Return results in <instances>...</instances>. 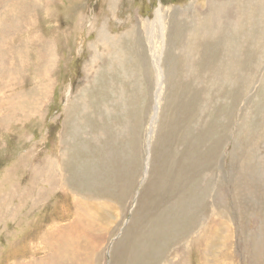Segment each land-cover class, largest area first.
I'll return each instance as SVG.
<instances>
[{"label":"rangeland","instance_id":"374dc122","mask_svg":"<svg viewBox=\"0 0 264 264\" xmlns=\"http://www.w3.org/2000/svg\"><path fill=\"white\" fill-rule=\"evenodd\" d=\"M24 2L0 0V264H122L152 235L146 264H264L257 0ZM186 32H221L228 81L188 55L180 93Z\"/></svg>","mask_w":264,"mask_h":264},{"label":"bare ground","instance_id":"6f19581e","mask_svg":"<svg viewBox=\"0 0 264 264\" xmlns=\"http://www.w3.org/2000/svg\"><path fill=\"white\" fill-rule=\"evenodd\" d=\"M19 2V1H18ZM215 2V1H214ZM257 2H258V5L260 6V9H262V8H264V1L263 0H257ZM22 3L23 4H25L27 7H28V3H26V2H24V0H22ZM222 3H224V2H222ZM254 3H256V2H254ZM24 5V6H25ZM31 5V4H30ZM213 5V4H212ZM211 5V6H212ZM25 6V7H26ZM34 6V5H33ZM224 7V6H223ZM228 7H230V6H228ZM214 8H215V6H214ZM14 9L15 8H13V11H14ZM28 9V8H27ZM218 9H221L220 8V6H219V8H215L214 10L215 11H217ZM22 10H24V9H22ZM17 11V10H16ZM21 12V11H20ZM13 13V12H12ZM12 13H11V15H12ZM220 12H212V14H210V20H211V22L213 21L214 23H217V21H218V19H219V17H221L220 15ZM228 14V13H227ZM14 17V16H13ZM18 20V19H17ZM228 21V26H230V24L232 25V29L235 27L234 25H233V23L230 21L229 22V20H227ZM226 22V21H225ZM6 25H9V24H7L6 23ZM163 26H160V47H161V44H162V40H163V36H164V31H163ZM211 30H212V28H210ZM228 30H230L231 31V27H230V29H228ZM180 31V30H179ZM210 31V30H209ZM212 32V31H211ZM174 34V33H173ZM187 34H188V36H187ZM212 34V33H211ZM218 34V33H217ZM227 34V33H226ZM221 35V32L217 35V36H212V38H209V36L210 35H207V36H205L204 35V38H200L201 40H199V35H197V34H189V33H187L186 32V35L184 36V40H182V45H181V48L180 49H178V51H177V54L179 53L180 54V59H178V58H176V55H173L174 56V58H175V60H176V68H177V71H178V73H179V75H180V77H181V79H180V81H179V83H181V85L179 86L180 88H181V92L180 93H186V91L188 90V88H187V83H185V82H183L182 81V79L184 78V77H188L189 79H187V81H190L191 83H189V84H192V82H195V79H196V76H198L199 74H201L202 72H203V69L204 70H207L208 71V74L210 75V77H213L214 78V80H217L218 78L220 79V78H222V80H224V81H228V79H226V76L227 75H229V70H230V68H231V66L229 65V60H225V66L223 67V69L221 70V72H220V62H218V58H219V56L221 55V53L225 56L226 54H231L230 52H231V50H232V47L230 46V43L229 42H227L226 40H225V38H221V37H219ZM187 36V37H186ZM189 36H190V41H188V39H189ZM171 38V37H170ZM159 39V38H158ZM179 39V38H178ZM186 39V40H185ZM176 41V40H175ZM169 42V41H168ZM172 45H173V47H172V49L173 48H175V43H172ZM169 46V45H168ZM221 47H222V49H221ZM169 50V49H168ZM175 50V49H174ZM234 50V49H233ZM159 52L160 51H158V52H152V56L154 57L153 58V60L155 61V63H156V65H155V69H156V71H157V73L159 74V70H158V60H159V56H160V54H159ZM162 52V51H161ZM171 52V51H170ZM233 52V51H232ZM234 52H235V50H234ZM169 54V56H171V53H168ZM193 54H197V55H200V57H199V59H198V61L200 62V64H202V68L203 69H199V66H198V64L196 65V66H192V63H191V61H189V66H187L186 65V58H187V56L189 55L190 57H191V55L193 56ZM233 54V53H232ZM222 62V61H221ZM222 64V63H221ZM182 65H183V70H184V72H183V70H182ZM172 66V65H171ZM170 70V69H169ZM182 73H184L183 75H182ZM218 73V74H217ZM223 75H225V76H223ZM157 77H158V75H157ZM212 79V78H211ZM218 79V80H219ZM226 79V80H225ZM210 80V79H209ZM158 81V83H157V93L159 92V90H161L160 88V86H161V84H160V80L158 79L157 80ZM103 83H105L104 81L102 82V84ZM240 83H241V80H240ZM104 85V84H103ZM112 85H113V83L112 82H110L109 84H107V86H109V87H112ZM211 85V84H210ZM209 85V86H210ZM190 86V85H189ZM197 86V85H196ZM195 86V87H196ZM109 87H107V89L109 88ZM238 87V86H237ZM206 88V87H205ZM228 88V87H227ZM241 88V86L239 87V89ZM202 89H204V88H202ZM207 89H210V88H208L207 87ZM105 90V89H104ZM194 89H192L191 91H193ZM197 90V89H196ZM199 90V89H198ZM197 90V91H198ZM206 90V89H205ZM223 90H224V88H223ZM226 91V90H225ZM109 92V91H108ZM221 92H222V90H221ZM213 93V92H212ZM225 93V92H224ZM222 94V93H221ZM202 95V94H201ZM205 95V94H204ZM187 103H184L183 104V106H188L189 108H192L189 104L191 103V101H192V97H191V94H187ZM223 96V95H222ZM182 100V99H181ZM200 100V99H199ZM157 101V100H156ZM76 102H77V104H79V105H81V104H83L84 103V97L83 96H79L78 98H77V100H76ZM157 103V105H158V102H156ZM172 104H173V102H172ZM199 104V103H198ZM178 105V104H177ZM180 106V105H179ZM178 106V107H179ZM182 106V107H183ZM200 106V105H199ZM197 108H199V107H197ZM71 109L73 110V106L71 105ZM198 112V111H197ZM84 113H85V110H84ZM84 118L86 119V116H84ZM181 122V121H180ZM175 125V124H174ZM208 125V124H207ZM197 127V126H196ZM177 128V127H176ZM193 128H195V127H193ZM192 128V129H193ZM179 132V131H178ZM202 132H204L205 133V131H202ZM168 134V133H167ZM185 135H186V133H185ZM192 135V134H191ZM168 136V135H167ZM178 136V135H177ZM179 136H180V134H179ZM185 137V136H184ZM178 138V137H177ZM188 138H189V136H188ZM192 138V137H191ZM197 138V137H196ZM193 139V138H192ZM91 140V139H90ZM185 140V139H184ZM180 141V140H179ZM188 141V140H187ZM197 141H199L198 139H197ZM202 141V140H201ZM184 142V141H183ZM163 143V142H162ZM188 143V142H187ZM201 143V142H200ZM161 144V143H160ZM197 144V143H196ZM196 144H194V145H196ZM202 144V143H201ZM206 144V143H205ZM79 145V144H78ZM177 145V144H176ZM180 145V144H179ZM169 146V145H168ZM184 146V145H183ZM201 146V145H200ZM176 147V146H175ZM185 147V146H184ZM189 147L191 148V146H189L188 145V149H189ZM80 148V147H79ZM166 148V147H165ZM164 148V149H165ZM174 148V147H173ZM171 152H172V147L170 146V148H168ZM179 149V148H178ZM185 149V148H184ZM202 149V148H201ZM186 150V149H185ZM185 150H184V152H185ZM191 149H189V151H190ZM203 150V149H202ZM179 150H177V152H178ZM179 152H181V151H179ZM192 152V151H191ZM168 153V152H167ZM173 153V152H172ZM171 153V154H172ZM182 153V152H181ZM187 153H188V150H187ZM192 154V153H191ZM198 154V153H197ZM206 154V153H205ZM167 156H168V154H166ZM183 155V154H182ZM181 155V156H182ZM187 155V154H186ZM156 156V155H155ZM192 156V155H191ZM201 156V155H200ZM199 156V157H200ZM183 157V156H182ZM195 157L196 156H194V159H195ZM168 158V157H167ZM171 158H172V156H171ZM177 158V157H176ZM192 158V157H191ZM202 158V157H201ZM207 158V157H206ZM184 159H185V156H184ZM193 159V160H194ZM172 160V159H171ZM177 160V159H176ZM187 160V159H186ZM185 160V161H186ZM197 160V159H196ZM201 160V159H200ZM168 161H169V158H168ZM178 161H180L179 159H178ZM183 162V161H182ZM190 162V161H189ZM199 163H200V161H198ZM176 163V162H175ZM188 163V162H187ZM186 163V164H187ZM193 163H194V161H193ZM171 164V163H170ZM180 165H182L181 163H179ZM185 164V163H184ZM189 164V163H188ZM197 163H196V161H195V165H196ZM202 164V163H201ZM173 165V164H172ZM176 165H174L173 167H175ZM178 166V165H177ZM176 166V167H177ZM187 166V165H186ZM192 166H193V164H192ZM171 167V166H170ZM195 167V166H194ZM197 167H199V166H197ZM203 167V166H202ZM203 168H205V167H203ZM170 169V168H169ZM184 169V168H183ZM198 169V168H197ZM196 169V170H197ZM166 170V169H165ZM55 171V170H54ZM172 171H173V168H172ZM172 171H169V172H172ZM189 170H187V172H188ZM191 171V170H190ZM200 171V170H199ZM169 172H168V175H169ZM176 172V171H175ZM181 172V171H180ZM192 172H194V171H192ZM191 172V173H192ZM196 172V171H195ZM173 173V172H172ZM178 173V172H177ZM186 173V172H185ZM190 173V172H189ZM202 173V172H201ZM165 174V173H164ZM167 175V174H166ZM175 175V174H174ZM178 175V174H177ZM184 175V174H183ZM186 175V174H185ZM192 175V174H191ZM176 176V175H175ZM188 176H190V174H188ZM171 177V176H170ZM177 177H179V176H177ZM191 177V176H190ZM192 182V181H191ZM202 183V182H201ZM176 185V184H175ZM254 185V184H253ZM181 186V185H180ZM249 189L251 190V191H253V190H256L257 189V187H256V189H253L252 190V186H249ZM256 193L260 196V191H258V189L256 190ZM165 217V216H164ZM170 217V216H169ZM186 226V225H185ZM186 227H184V229H185ZM159 239H156L153 235L151 236V239L149 240H147V241H145L144 242V244L141 246V244H140V249H139V251L135 254V255H132V256H130L129 258H126L125 259V262L128 260L129 262L130 261H133V262H135V263H138V264H146V263H148L149 262V260H151V247L153 246V248L154 247H156V246H159V245H162L163 244V242L164 241H158ZM136 246H138V245H136ZM136 251V250H135ZM154 258V257H153ZM124 262V263H125ZM124 263H122V264H124ZM125 264H129V263H125Z\"/></svg>","mask_w":264,"mask_h":264}]
</instances>
